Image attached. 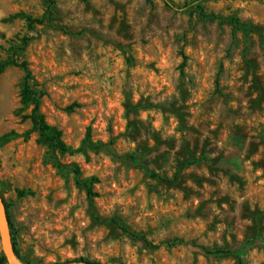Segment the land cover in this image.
<instances>
[{"label":"rangeland","instance_id":"1","mask_svg":"<svg viewBox=\"0 0 264 264\" xmlns=\"http://www.w3.org/2000/svg\"><path fill=\"white\" fill-rule=\"evenodd\" d=\"M203 7L0 0V60L28 64L67 145L90 132L95 147L71 156L25 137V72L0 75V137L19 135L0 147V194L23 261L264 264V0Z\"/></svg>","mask_w":264,"mask_h":264},{"label":"trees","instance_id":"2","mask_svg":"<svg viewBox=\"0 0 264 264\" xmlns=\"http://www.w3.org/2000/svg\"><path fill=\"white\" fill-rule=\"evenodd\" d=\"M87 1V0H84ZM211 0H194L193 2L189 4H184V5H177L173 0H163L165 6L171 10L183 12V13H191V12H196L202 17H206L205 9L203 7V4L205 2H208ZM24 16V15H22ZM27 18L29 24L34 25V24H43L44 19H32L28 16H24ZM27 40L25 41L26 45ZM20 67L23 69L25 72V78H24V83H23V89H22V99L21 103L24 106H33V110L31 115L29 116L30 122L32 124L31 130L27 131L24 136L29 137L33 133L38 134V142L43 145L44 147L52 150V151H58L62 154H68L71 156L81 154V155H86L88 149H94V145L91 141V136L90 132L87 133V137L83 140L82 144L78 148H73L69 145L66 144L63 140V133L62 131L57 128L56 126H52L48 124L43 115L39 111V101L35 97V93L32 90L31 87V81H32V73L28 67V64L26 62L19 63L16 59H11L7 61H1L0 60V75L3 74V72L11 67ZM34 96V97H33ZM17 133L15 132H9L0 137V147L8 144L11 142L14 138H16ZM74 168V173L76 176H80V169L78 167H73ZM151 176L154 178H159L164 181H168V179L151 172ZM95 179H84V180H78V185L82 188L85 189L87 196L89 198H93L96 196V194L93 191V182ZM19 197H26L33 195L31 191H19L18 192ZM6 213L9 221V231H10V238H11V245L14 251L15 256L21 260L23 264H31L27 263L26 261H23L21 259V255L19 252V249L17 247V244L15 242V232H14V226L12 219L10 217V214L8 212V209L6 207ZM124 230V229H123ZM125 231V230H124ZM169 244V243H165ZM200 250L208 255V256H219V255H224V254H237L236 251H230V250H224V249H214L210 250L205 247H199ZM237 256H239L237 254Z\"/></svg>","mask_w":264,"mask_h":264},{"label":"water","instance_id":"3","mask_svg":"<svg viewBox=\"0 0 264 264\" xmlns=\"http://www.w3.org/2000/svg\"><path fill=\"white\" fill-rule=\"evenodd\" d=\"M0 228H1L3 252L6 256V259L9 264H16L15 254L11 245L9 221L6 213L5 203L3 201L1 194H0ZM65 264H92V263H65Z\"/></svg>","mask_w":264,"mask_h":264},{"label":"bare ground","instance_id":"4","mask_svg":"<svg viewBox=\"0 0 264 264\" xmlns=\"http://www.w3.org/2000/svg\"><path fill=\"white\" fill-rule=\"evenodd\" d=\"M15 262H16V264H21V263H19L17 260H15Z\"/></svg>","mask_w":264,"mask_h":264}]
</instances>
